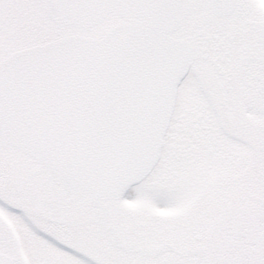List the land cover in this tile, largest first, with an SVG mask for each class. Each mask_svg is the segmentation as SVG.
I'll use <instances>...</instances> for the list:
<instances>
[{
	"label": "snow or ice",
	"instance_id": "6c2138e0",
	"mask_svg": "<svg viewBox=\"0 0 264 264\" xmlns=\"http://www.w3.org/2000/svg\"><path fill=\"white\" fill-rule=\"evenodd\" d=\"M0 264H264V0H0Z\"/></svg>",
	"mask_w": 264,
	"mask_h": 264
}]
</instances>
